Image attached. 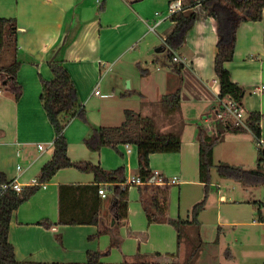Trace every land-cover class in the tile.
I'll list each match as a JSON object with an SVG mask.
<instances>
[{
  "label": "crops",
  "instance_id": "1",
  "mask_svg": "<svg viewBox=\"0 0 264 264\" xmlns=\"http://www.w3.org/2000/svg\"><path fill=\"white\" fill-rule=\"evenodd\" d=\"M199 1L0 0V18L16 20L18 42L17 53L11 48L0 53V67L17 56L22 63L18 82L24 87L19 100L0 89V171L7 180L17 179L24 187L35 186L32 180H38L53 157L56 133L40 98V77H52L48 63L58 58L64 61L78 87L84 111L64 130L70 159L100 165L108 171L123 168V185H129L127 181L139 177L138 147L119 144L92 151L85 139L94 127L120 126L127 111L139 113L152 120L159 135L181 138L180 151L150 155L154 173L158 171L170 180L150 183L169 185L168 218L191 221L192 206L202 201L200 190L204 187L199 178L200 127L215 133L227 122L241 125L234 117L216 116L222 102L233 99L219 98L215 71L217 24ZM175 3L182 5L176 12L192 8L197 13L182 46L172 50L174 56L185 59L176 61L183 66L180 73L173 69L174 59L167 58L166 38L176 26L171 20L176 13L171 12ZM158 48L161 50L156 51ZM225 66L232 80L245 88L242 126H246L251 111L264 115V10L262 20L239 23L234 58ZM178 87L181 104L166 108L163 98ZM261 139L260 145L264 146V116ZM250 143H256L259 150L252 132L225 133L214 149L215 164L225 161L244 165L243 153ZM226 145L230 147L226 149ZM95 181L94 172L62 168L44 182L45 187L38 185L40 188L14 211L9 240L20 264H88V251L101 253L99 264H184L189 257L195 264H264V201L233 198L219 189L214 217L200 219L201 210L198 226L186 224L179 234L169 222L149 221L141 200L144 182L129 185L128 214L115 226L113 184L105 182L100 185L105 186L108 196H99L97 224H61L62 187ZM242 185L246 190L254 187ZM76 194L71 198H77ZM63 196L66 200V188ZM73 211L88 213L82 205ZM205 231L209 242L216 244L212 250L206 249L209 242L205 241ZM223 233L231 240L227 248L221 244ZM112 237L119 243L113 244ZM185 239L190 242V250L182 259ZM246 242L257 244L255 251L244 248Z\"/></svg>",
  "mask_w": 264,
  "mask_h": 264
},
{
  "label": "trees",
  "instance_id": "2",
  "mask_svg": "<svg viewBox=\"0 0 264 264\" xmlns=\"http://www.w3.org/2000/svg\"><path fill=\"white\" fill-rule=\"evenodd\" d=\"M202 6L214 17L218 32V52L215 57V71L220 83V100L231 98L240 105L244 104L245 88L232 80L230 71L225 63L234 58L236 44V30L242 21H259L263 18L264 0H200ZM197 13L192 8L180 10L171 15L176 22L172 33L166 38L169 47L167 58L173 60L172 50L179 49L185 41L187 32L195 24ZM11 48L15 53L18 50L17 23L14 19L0 18V53ZM174 61V60H173ZM173 69L180 73L182 64L174 61ZM52 71L50 79L41 78V101L47 116L54 127L56 138L54 141V154L52 159L44 165L38 178L39 182L50 180L60 169L74 167L84 172H94L95 182L88 185H66L61 189L60 223L61 224H94L99 222L98 207L100 184L105 182L113 184V214L117 219L116 225L121 224L122 218L128 214L129 185L126 182L125 170L118 168L108 171L100 165L90 162H75L68 156V141L64 130L72 119L83 114V105L78 87L69 70L61 59L49 61ZM21 61L15 60L0 67V89L11 93L16 100L23 94V86L18 82V72ZM4 81H7L3 84ZM166 108L181 104V87L163 98ZM263 114L251 111L246 120V126L232 125L227 122L223 130L208 133L200 127L199 142V178L204 184L205 192L212 180V170L216 167L221 178H230L246 186L264 184V146L260 145L261 122ZM252 132L259 144V157L256 168H246L244 165H234L225 161L215 164L214 149L224 139L227 132ZM85 143L92 151H99L103 147H117L119 144H133L139 151L140 179L145 183L140 187L142 203L150 222H169L173 224L179 234L186 224L198 226V215L205 208V199L193 208L191 221L172 219L167 217L169 207V185L160 187L150 183L154 171L150 167V155L155 152H178L181 149V138L178 135H159L154 128L152 120L142 117L139 113L127 111L124 122L116 127H94L92 134L85 139ZM6 175L0 171V264H20L15 255L13 244L9 240L10 223L14 211L40 187H24L22 191L13 188L3 189L9 183ZM66 188V200L63 190ZM78 190V194H76ZM73 191V193H72ZM77 198H71L73 195ZM67 195H70L67 197ZM88 195V196H86ZM64 198V199H63ZM82 205L88 213L74 212L73 208ZM261 218V217H260ZM112 243L119 240L112 237ZM101 253L88 251V264H99ZM189 257L184 264H192ZM120 264H151L150 262H128Z\"/></svg>",
  "mask_w": 264,
  "mask_h": 264
},
{
  "label": "rangeland",
  "instance_id": "3",
  "mask_svg": "<svg viewBox=\"0 0 264 264\" xmlns=\"http://www.w3.org/2000/svg\"><path fill=\"white\" fill-rule=\"evenodd\" d=\"M93 1L98 3L97 0H93ZM123 86H124V84H123ZM126 86L127 85H125L124 87L126 88ZM104 92H106V91L104 90L103 93ZM227 147L229 148L230 146L226 145L225 148L227 149ZM244 151H245L243 153L244 156L242 158L243 162H241V164L244 163V166L246 168H256L257 167V159L259 157V150H258L257 144L256 143L248 144V147ZM236 164H239V163H236ZM203 189H204V187L200 190V193H203V194H202V197H200V199H199V200H203V198L206 199V202H205L206 208L202 210L203 212H201V214L199 216V218L202 220H205L206 217H208V218L214 217V215H215L214 202L217 198V193H218L219 189H221V191L225 194H229V195L231 194L233 198H241V199L253 198V199H258V200L264 201V184L254 186V187H251L248 190H246V188L241 183H238L233 179L221 178L219 176V174L217 173L215 168H213V170H212V180H211V183L209 186L207 197H206L205 189H204V191H203ZM194 206H192V207H194ZM192 207H191V209H192ZM190 217L192 218V210L190 213ZM203 233H204L203 235L205 236L204 237L205 241L207 240L209 242L210 239H209V237H207L208 231H205ZM206 238H208V239H206ZM221 239H222L221 244L225 248H227V246H226V245H228L227 243L231 242V240L228 239V235H225L223 233ZM191 241L194 242V239ZM257 244H258V241H257ZM257 244L251 243V242H249V243L246 242L244 244V248L255 251V249L257 248L256 246H258ZM189 247H190V242L188 241V239L183 240V242H182V256L180 258L184 259L186 257V255L188 257L189 250H190ZM206 247H207L206 248L207 250L208 249L212 250V248L216 247V244L209 242L208 245H206ZM185 252H186V254H185ZM192 264H195V260L194 261L192 260Z\"/></svg>",
  "mask_w": 264,
  "mask_h": 264
},
{
  "label": "built area",
  "instance_id": "4",
  "mask_svg": "<svg viewBox=\"0 0 264 264\" xmlns=\"http://www.w3.org/2000/svg\"><path fill=\"white\" fill-rule=\"evenodd\" d=\"M181 8H182V5L180 3H175L171 6V12H176L178 9H181ZM173 59L174 61H184L185 60L183 57H179L177 55H175ZM95 92L97 94L100 93L99 89H96ZM222 104H223L222 107H219V110L216 113L217 118L229 119L230 117H234L235 119H237L239 124L245 125L244 117H245L246 112L242 105H240L235 100L234 101L229 100L228 102L223 101ZM39 148L43 149V145H39ZM127 148L128 150H130L129 145H127ZM18 168H20V166ZM156 180L159 182H164V183L165 182L169 183L170 181L166 179V177H164L158 171H155L154 176L151 178V181H156ZM142 182L143 181L140 179V177H132L129 181H127V184L131 185V184H138ZM32 183L36 185H42L43 187H45V184H46L44 182H39V180L37 179H33ZM7 188H13L16 191H22L24 186L17 179H14L10 181L9 183H7L6 185H4L3 189H7ZM98 193L102 198H106L108 196V191L106 190L104 185L99 186Z\"/></svg>",
  "mask_w": 264,
  "mask_h": 264
},
{
  "label": "water",
  "instance_id": "5",
  "mask_svg": "<svg viewBox=\"0 0 264 264\" xmlns=\"http://www.w3.org/2000/svg\"><path fill=\"white\" fill-rule=\"evenodd\" d=\"M160 50H161V49H160V48H158L156 51H160ZM6 82H7V81H4V82H3V84H5Z\"/></svg>",
  "mask_w": 264,
  "mask_h": 264
}]
</instances>
